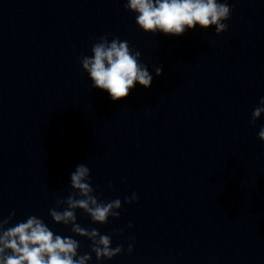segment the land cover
<instances>
[{"label": "clouds", "instance_id": "9594fccd", "mask_svg": "<svg viewBox=\"0 0 264 264\" xmlns=\"http://www.w3.org/2000/svg\"><path fill=\"white\" fill-rule=\"evenodd\" d=\"M127 11L136 14L135 23L144 33L153 35L162 33L166 36L179 37L186 31L215 27L216 34L227 30V21L232 9L219 0H127ZM92 55H81L82 69L91 80V87L104 90L113 102L127 98L138 83L143 88L151 87L154 79L147 65L140 62L141 53L130 47L128 41L114 37L111 41L107 35L101 36L91 48ZM155 76L162 75L163 66L154 69ZM264 113V97L253 110L250 123ZM258 139L264 141V127L258 133ZM90 169L79 164L70 174L71 192L68 197L57 198L56 206L49 210V215L56 224L71 225V232L91 241V253L96 260H111L123 251L122 245L111 247L109 235H102L97 229H85L77 223L76 211L81 210L93 223L104 225L109 217L119 219L121 201L119 199L104 202L95 195L91 186ZM111 186V185H110ZM137 200L135 193L125 198L124 203ZM63 205V210H57ZM15 213L0 220V264H88L91 254L78 255L80 243L71 237L55 234L35 215L26 221L9 225ZM132 227L131 224L128 225ZM123 234V230H119ZM130 240H134L130 238ZM128 253L133 251L129 243Z\"/></svg>", "mask_w": 264, "mask_h": 264}]
</instances>
